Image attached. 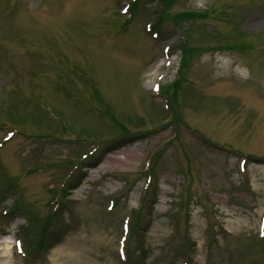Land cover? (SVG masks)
<instances>
[{
    "label": "rangeland",
    "instance_id": "374dc122",
    "mask_svg": "<svg viewBox=\"0 0 264 264\" xmlns=\"http://www.w3.org/2000/svg\"><path fill=\"white\" fill-rule=\"evenodd\" d=\"M253 17L264 0H0V264H264Z\"/></svg>",
    "mask_w": 264,
    "mask_h": 264
},
{
    "label": "bare ground",
    "instance_id": "6f19581e",
    "mask_svg": "<svg viewBox=\"0 0 264 264\" xmlns=\"http://www.w3.org/2000/svg\"><path fill=\"white\" fill-rule=\"evenodd\" d=\"M262 23H264V19H262V18L260 19L259 17H253L252 19H250L248 21L247 28H249V29L256 28L257 26L261 25Z\"/></svg>",
    "mask_w": 264,
    "mask_h": 264
}]
</instances>
